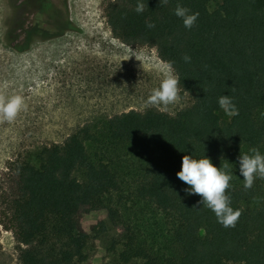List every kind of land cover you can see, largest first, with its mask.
Segmentation results:
<instances>
[{
  "label": "trees",
  "instance_id": "1",
  "mask_svg": "<svg viewBox=\"0 0 264 264\" xmlns=\"http://www.w3.org/2000/svg\"><path fill=\"white\" fill-rule=\"evenodd\" d=\"M142 2V13L138 0L107 3L111 34L171 62L191 105L174 115L115 114L42 145L37 162L7 161L0 229L18 244V264H89L94 246L81 215L95 211L121 232L104 264H264V179L246 190L239 171L240 155L252 148L264 155V0ZM177 4L199 13L190 30L174 14ZM223 95L238 111L224 123ZM184 155L208 158L232 176L226 194L241 211L235 227H223L202 197L187 194L176 175Z\"/></svg>",
  "mask_w": 264,
  "mask_h": 264
},
{
  "label": "rangeland",
  "instance_id": "2",
  "mask_svg": "<svg viewBox=\"0 0 264 264\" xmlns=\"http://www.w3.org/2000/svg\"><path fill=\"white\" fill-rule=\"evenodd\" d=\"M109 1L70 0L75 32L43 40L22 31L14 0H0V94L21 95L27 105L16 120L0 122V169L17 156L37 162L42 145L62 143L85 124L129 110H159L145 104L164 78L165 63L155 49L113 37L104 14ZM216 6L210 3L209 10ZM190 105V97L180 91V100L162 112L174 115ZM218 116L223 123L232 117L223 109ZM81 225L94 246L89 264H104L120 229L111 226L105 211L82 213ZM0 245V264H18L11 232L0 229Z\"/></svg>",
  "mask_w": 264,
  "mask_h": 264
},
{
  "label": "clouds",
  "instance_id": "3",
  "mask_svg": "<svg viewBox=\"0 0 264 264\" xmlns=\"http://www.w3.org/2000/svg\"><path fill=\"white\" fill-rule=\"evenodd\" d=\"M168 0H160V5H166ZM145 4L138 0L135 11L142 13ZM174 14L183 20L186 29H191L198 19L199 13L190 14V9L177 4ZM148 28H154L155 24L146 22ZM185 62H190V57L183 58ZM179 77L174 74L171 62L164 65V78L158 88L152 90L145 106L159 107L160 111H168L170 105L176 104L180 100ZM218 104L225 114L234 116L238 111L228 95H223L218 99ZM25 98L21 95L6 97L0 94V122H12L16 120L21 111L26 110ZM252 155L244 154L239 157L240 174L243 176L244 188L251 189L257 177L264 179V155H261L257 148L250 149ZM177 177L189 186L188 195H198L202 197L200 203L210 209L216 216L218 223L223 227H235L240 210H233L230 206V197L226 194L230 187L232 176L221 168L213 165L210 159H194L191 155H184L182 158L181 170L177 172Z\"/></svg>",
  "mask_w": 264,
  "mask_h": 264
},
{
  "label": "flooded vegetation",
  "instance_id": "4",
  "mask_svg": "<svg viewBox=\"0 0 264 264\" xmlns=\"http://www.w3.org/2000/svg\"><path fill=\"white\" fill-rule=\"evenodd\" d=\"M12 6L17 9L16 16L21 17L25 33L32 31L43 40H53L75 32L70 18V0H14Z\"/></svg>",
  "mask_w": 264,
  "mask_h": 264
}]
</instances>
